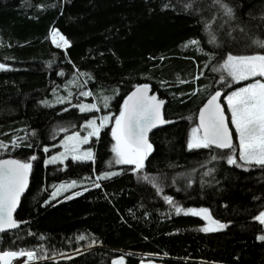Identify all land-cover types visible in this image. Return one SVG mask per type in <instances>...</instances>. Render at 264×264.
Instances as JSON below:
<instances>
[{
	"label": "trees",
	"instance_id": "16d2710c",
	"mask_svg": "<svg viewBox=\"0 0 264 264\" xmlns=\"http://www.w3.org/2000/svg\"><path fill=\"white\" fill-rule=\"evenodd\" d=\"M223 2L232 8L231 19L214 0H0V64L10 69L0 71V159L37 157L15 216L22 225L0 234V253L42 249L47 258L33 264H111L117 257L125 264H264V241L257 240L264 226L254 220L264 211V168L244 171L227 164L228 151L187 147L198 110L212 93L226 96L261 79L237 83L213 70L228 54H264L254 43L264 41V0ZM53 31L70 47H54ZM72 78L75 92L91 93L88 99L113 116L139 85L166 101L164 118L172 123L150 136L154 150L140 173L116 167L111 126L90 145L94 161L44 165L58 150V130L76 132L97 114L69 103L41 104ZM114 169L120 174L96 179ZM73 181L90 184L80 196L49 200L56 186ZM163 195L184 209L208 208L229 226L202 232L207 221L175 214Z\"/></svg>",
	"mask_w": 264,
	"mask_h": 264
},
{
	"label": "snow or ice",
	"instance_id": "6c2138e0",
	"mask_svg": "<svg viewBox=\"0 0 264 264\" xmlns=\"http://www.w3.org/2000/svg\"><path fill=\"white\" fill-rule=\"evenodd\" d=\"M214 3L223 11V14L229 19L233 17L232 8L223 0H214ZM167 7V6H166ZM186 8H191V3H185ZM53 43L57 47L68 48L70 42L58 32H52ZM57 37L59 40L57 41ZM198 42L193 40L191 45ZM254 43L264 48V41L256 40ZM4 64H0V71H7ZM214 71H222L233 82L249 80L253 77H264V54L256 55H234L228 54L223 63ZM225 77H221L223 82ZM183 82V81H181ZM149 85L136 86L134 91L124 100L119 115L103 116L97 123L96 119L86 122L84 128L86 135L79 133L68 136L61 145L64 151L59 155H54L45 161L46 165L63 163L71 158L73 161H94L95 154L91 149H83V145L90 143L92 137L99 139L102 129L108 127L109 122L114 120L111 127V136L115 141L111 151L113 153L115 164L134 165L133 174L140 173L144 168V162L152 153L153 145L149 142V133L156 127L172 121L164 119L161 109L164 105L163 100H158L155 95H149ZM195 94V93H194ZM83 96H89L91 93L83 92ZM222 93L217 90L212 94L204 106L199 111V127L191 130V136L188 140V149H218L228 150L226 162L229 166L242 168L249 171L251 166L264 168V82L257 80L245 87L227 95L224 103L228 106V112L231 114V126L235 130V138L238 141V147L234 143L233 133L229 128L225 116V110L221 107L220 99ZM59 102L63 103V100ZM47 103V102H45ZM80 111H97L96 104H81L78 106ZM107 107V102H105ZM16 146V141L12 142ZM0 144V148H4ZM47 153L49 149L46 147ZM221 157L213 155L212 160H218ZM37 160L33 155L28 162H22L16 159L0 160V234L14 230L20 226L13 213L20 201L21 195L28 186V175L32 170L31 161ZM120 173L112 171L96 177L97 180L110 179ZM209 173H205L208 175ZM142 179L148 181L150 177L143 176ZM153 187L157 193H162L163 189L156 183L155 178H151ZM73 181L68 185H59L52 193V198L62 194L63 191L76 187ZM101 185L95 183L94 187ZM88 189L85 188V191ZM82 192H75L66 197L72 199L74 196L82 195ZM165 203L172 206L175 214L185 216H196L207 221L204 227L199 230L205 233L219 232L228 228V224L222 223L212 217L208 208H182L174 199L168 195H163ZM260 225L264 226V211H261L254 217ZM80 240L85 236L81 235ZM258 240L264 241V235H259ZM24 258L22 264H33V262L47 258L43 250H19L4 251L0 253V264H11L12 261ZM112 264H123V258L119 261L113 260Z\"/></svg>",
	"mask_w": 264,
	"mask_h": 264
},
{
	"label": "rangeland",
	"instance_id": "374dc122",
	"mask_svg": "<svg viewBox=\"0 0 264 264\" xmlns=\"http://www.w3.org/2000/svg\"><path fill=\"white\" fill-rule=\"evenodd\" d=\"M58 40H59V38L57 37V41H58ZM50 41H51V43H52V45H53L54 47H56V48H58V49H64V48H62V47H57L56 44L53 43L52 35H50ZM258 80H260L261 82H264V80H263L262 78H261V79H258ZM256 81H257V80L252 81V82H250V83H248V84H246V85H244V86H241V87H239V88H237V89H235V90L229 92L227 95H230V94L233 93L234 91H237L238 89H240V88H242V87H245V86H247V85H249V84H252V83H254V82H256ZM77 88H78L77 79L72 78V79H70V80L67 82V84H66L65 86L60 87L59 90H53V91L51 92L50 97H48V98L42 100V101H41V104H42L43 106H47V107H54V106H57V105H60V104L69 103L71 106L76 107L78 110H80L78 106L81 105V104H85V105H87V104H96L97 109H98V110L96 111L97 114H96V116H94V117L91 118V119H96V120H97V123H99V119H100L101 117H103V116H106V115H107V116L115 117V116L119 115V113H118L117 115H114V116H113V112H105V113H102L101 110L99 109L98 105H97L96 100L92 99V97H91V99H88V98L90 97V95H89V96H83V95H81V93H83V92H85V91L75 92L74 90H76ZM227 95H226V96H227ZM226 96H224L223 104H224V106H225L226 113H227L228 120H229V124H230V126H231V114H230V112H228V106H227V104L224 103V100H225ZM60 100H63L64 102L61 103V102H59ZM45 102H47V103H45ZM122 105H123V104H122ZM91 119H89V120H91ZM86 122H87V121H86ZM86 122L82 124V126L79 128L78 131L73 132V133H67L66 130H58V135H61V134H62L63 137H62V139L60 140V142H59L58 145H57V146H58V150L55 151L54 153H52L51 155L47 156V157L44 159V165H45V166H52V165L61 164V163L57 162V163H55V164H49V165H46V164H45V161H46L47 159H49L50 157H52V156H54V155H59L61 152L64 151V148H63L61 145L63 144V142L66 140V138H67L68 136H71V135H74V134H77V133H79L81 136L86 135L87 130L84 128V125L86 124ZM113 123H114V120H113V121H110L108 127H109V126L112 127V124H113ZM106 128H107V127H106ZM231 128H232V126H231ZM104 129H105V128H104ZM232 130H233V133H234V135H235V130H234L233 128H232ZM111 138H112V136H111ZM94 139H97V138H96V137H92L90 143L87 144V145H83L82 148H83V149H91V150L93 151V149L91 148L90 145H91V143H92V141H93ZM114 143H115V141L112 139V146H113ZM236 145H237V147H238V141H236ZM112 146H111V148H112ZM112 157H113V153H112ZM30 159H31V157H29V159H25V160H23V161H24V162H28V161H30ZM68 159H71L70 156H69ZM68 159H66V160H68ZM66 160H65V161H66ZM113 160H114V157H113ZM65 161H64L61 165H63V164L65 163ZM31 162H33V161H31ZM35 162H36V160L33 162V165L35 164ZM115 165H116V167H120V166H131V167H134V165H123V164H115ZM112 171H115V172H118V173L121 172V170H119V169H114V170H111V171H109V172H112ZM105 173H107V172H105ZM105 173H103V174H105ZM103 174H102V175H103ZM71 183H72V182H70V183H63V185H68V184H71ZM89 184H90V183H87V182L76 183V185H77L76 187H73V188L69 189L68 191H63L62 194L57 195L55 199L59 198L60 196H64V195H67V197L70 196V195H73L75 192H79V191L82 190L84 187L88 186ZM59 185H62V184H59ZM59 185H58V186H59ZM58 186H56V187H58ZM55 189H56V188H55ZM55 189H54V191H55ZM54 191H53V192H54ZM53 192H52V193H53ZM55 199L52 198V194H51V197H50L49 200L52 201V200H55ZM259 235H264V228H263V231H262L260 234H258V236H259ZM258 236H257V237H258ZM257 240H258V239H257ZM259 241H260V240H259ZM121 258H123V257H117V258H114L113 260H117V261H119ZM144 258H146V257L144 256ZM148 258H149V257H148ZM113 260H112V262H113ZM112 262H111V264H112ZM11 263H12V264H22V262H21L19 259H18V260H14V261H12ZM123 264H125V260H124V258H123ZM140 264H163V263H161V262H157V261H155V260H153V259H147V260L141 261Z\"/></svg>",
	"mask_w": 264,
	"mask_h": 264
},
{
	"label": "water",
	"instance_id": "95a60500",
	"mask_svg": "<svg viewBox=\"0 0 264 264\" xmlns=\"http://www.w3.org/2000/svg\"><path fill=\"white\" fill-rule=\"evenodd\" d=\"M55 32H57V31H55ZM59 34H60V33H59ZM261 78L264 80V77H261ZM214 93H215V92H214ZM214 93H212V94H214ZM221 93H222V96H221V99H220V103H221V107L225 110V106H224V104H223L224 93H223V92H221ZM212 94H211V95H212ZM149 95H155V96L157 97L158 100H163V99H159V97L157 96L156 93H152L151 89H150V91H149ZM211 95H210V96H211ZM210 96H209V97H210ZM207 100H208V99H207ZM207 100L203 103V105H202V106L199 108V110H198L197 119H196L197 127H199V123H200V121H199V111H200V109L204 106V104L207 102ZM163 101H164V105H163V107H162V109H161V112H162V115H163V117H164V109H165L166 101H165V100H163ZM225 116H226V120H227V122H228L229 128H230V130H231L232 133H233V130H232L230 124H229V120H228V116H227L226 112H225ZM164 119H165V118H164ZM167 125H168V124H164V125H160V126L154 128V129L149 133L148 139L150 138V136H151L154 132H156V131H158V130H160V129L165 128ZM233 140H234V143H236V138H235L234 133H233ZM217 150H218V149H217ZM220 151H221V150H220ZM223 151H228V150H223ZM5 159H16V158H14V157H5V158H2V159H0V160H5ZM26 159H29V158H26ZM16 160H18V159H16ZM20 161H21V160H20ZM22 162H24V161H22ZM33 162H34V161H33ZM33 162H31L32 165H33ZM32 168H33V167H32ZM30 174H31V172H30L29 175H28V186H27V188L25 189L24 193L21 195V197H20V201H19V203H18V205H17V207H16V209H15V211H14V213H13V217H14L15 220H16L15 216H16V214H17V212H18V209H19L20 203H21L23 197L25 196V194H26V192H27V190H28V188H29V185H30ZM16 221H17V220H16ZM17 222H19V221H17ZM19 224H20V226H19L18 228H20L21 225H22L20 222H19ZM18 228H16V229H18ZM16 229H14V230H16ZM14 230H9V231H6V232H10V231H14ZM91 249H92V247H91V248H88V249H86V250H79V251H75V252H72V253H63V254L59 255L58 257L54 258L53 260H58V261L66 260V259H69V258H71V257H73V256H76V255H78V254H80V253H82V252H84V251H89V250H91ZM114 252H117V253H119V254H122V252H120V251H114ZM145 257H146V258H148V257H149V258H152L151 256H145ZM36 262H37V261H35V262H33V263H36ZM195 263H197V264H208V263H204V262H201V261H195Z\"/></svg>",
	"mask_w": 264,
	"mask_h": 264
}]
</instances>
